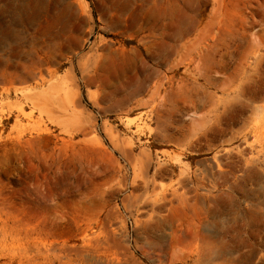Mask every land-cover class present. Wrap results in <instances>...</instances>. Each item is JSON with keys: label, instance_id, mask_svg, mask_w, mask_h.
<instances>
[{"label": "rangeland", "instance_id": "rangeland-1", "mask_svg": "<svg viewBox=\"0 0 264 264\" xmlns=\"http://www.w3.org/2000/svg\"><path fill=\"white\" fill-rule=\"evenodd\" d=\"M0 264H264V0H0Z\"/></svg>", "mask_w": 264, "mask_h": 264}]
</instances>
